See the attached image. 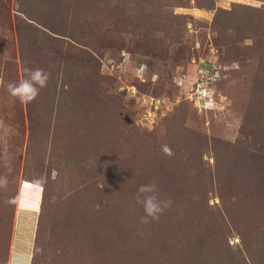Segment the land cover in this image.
<instances>
[{
  "label": "rangeland",
  "instance_id": "rangeland-1",
  "mask_svg": "<svg viewBox=\"0 0 264 264\" xmlns=\"http://www.w3.org/2000/svg\"><path fill=\"white\" fill-rule=\"evenodd\" d=\"M80 1L0 0V264H174L205 210L208 253L217 231L256 255L264 0ZM37 67L21 103L6 85ZM153 180L172 204L145 224Z\"/></svg>",
  "mask_w": 264,
  "mask_h": 264
},
{
  "label": "trees",
  "instance_id": "trees-1",
  "mask_svg": "<svg viewBox=\"0 0 264 264\" xmlns=\"http://www.w3.org/2000/svg\"><path fill=\"white\" fill-rule=\"evenodd\" d=\"M80 2V0H71V5L74 4L75 6H77ZM262 12L264 13V11ZM258 19L262 18L258 17ZM260 175L261 173L250 174V182L247 184L245 177L241 176V181L243 182L244 188L255 186V189L257 191H260L261 187L263 186ZM151 178L156 179L154 176H152ZM253 181H255V184L253 183ZM140 206L141 205H139V207ZM226 206L227 205L223 202L224 209L226 208ZM142 212H144L143 209ZM215 213L219 215L221 211L214 212L205 210L206 218L197 217L192 220L193 223L191 222L190 225L195 226V230H197V234L196 236H194V243L192 245H185V247H183L187 248V252H184L185 249L183 248H177V250L175 251L177 255L172 257L174 260V264H241L242 261L245 264H264V241L257 254L253 256L252 254H250V250H248L250 249L249 243L244 242L246 241L244 234H240L241 247L236 248L229 245L225 234L219 236V233L217 231L213 232L214 234H210L212 243H214L213 250L211 253H208V249L204 248L207 246L205 244L207 242V239L209 238V235L205 232V225H209L210 227L212 223L217 224L219 219L216 217L217 215ZM203 220L206 222L204 223L205 225L202 224ZM210 229L212 230L211 227ZM248 236L249 238L251 237L250 235H247V238ZM171 246L172 247H170V250L173 251L174 245ZM215 250H217V252H215ZM163 263H165V260L163 261Z\"/></svg>",
  "mask_w": 264,
  "mask_h": 264
},
{
  "label": "clouds",
  "instance_id": "clouds-1",
  "mask_svg": "<svg viewBox=\"0 0 264 264\" xmlns=\"http://www.w3.org/2000/svg\"><path fill=\"white\" fill-rule=\"evenodd\" d=\"M25 77L18 82H9L6 87L10 95L17 98L21 103L34 101L42 88L47 86L49 73L42 68L25 69ZM162 151L171 155L172 151L168 145H162ZM136 203L143 207L144 216L142 222L147 224L158 221L166 209L171 207L172 201L161 196L157 183L153 180L139 185L136 196ZM13 264H16L15 260Z\"/></svg>",
  "mask_w": 264,
  "mask_h": 264
},
{
  "label": "crops",
  "instance_id": "crops-1",
  "mask_svg": "<svg viewBox=\"0 0 264 264\" xmlns=\"http://www.w3.org/2000/svg\"><path fill=\"white\" fill-rule=\"evenodd\" d=\"M27 255H28V254H27ZM21 258H22V257H21ZM28 258H29V260H28ZM26 261H27V264H30V256H29V255H28ZM9 264H12V258L10 259V263H9Z\"/></svg>",
  "mask_w": 264,
  "mask_h": 264
},
{
  "label": "bare ground",
  "instance_id": "bare-ground-1",
  "mask_svg": "<svg viewBox=\"0 0 264 264\" xmlns=\"http://www.w3.org/2000/svg\"><path fill=\"white\" fill-rule=\"evenodd\" d=\"M22 251V250H21ZM23 252V251H22ZM20 256V255H19Z\"/></svg>",
  "mask_w": 264,
  "mask_h": 264
}]
</instances>
